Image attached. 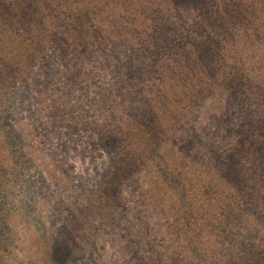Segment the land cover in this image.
Segmentation results:
<instances>
[{"label": "trees", "instance_id": "1", "mask_svg": "<svg viewBox=\"0 0 264 264\" xmlns=\"http://www.w3.org/2000/svg\"><path fill=\"white\" fill-rule=\"evenodd\" d=\"M238 18L249 27L242 30ZM253 23L264 33V0H0V246L29 241L41 247L43 264H76L71 257L86 255L110 264L97 251L102 230L121 228L103 212L125 198L128 183L146 208L189 213L186 223L195 227L179 228L178 247L165 258L144 257L142 242L116 245L125 264H264V64L253 55L263 49L246 39ZM205 27L214 32L202 36ZM87 55L105 69L89 68ZM147 57L163 68L146 69ZM225 62L241 69L222 68ZM93 73L100 82L114 79L98 86L95 101ZM210 78H221L227 95L206 106L207 118L189 123L191 109L221 93ZM126 93L139 116L121 129H107L103 117L97 138L86 137L76 118L68 120L79 110L93 114V106L97 114H125ZM9 147L27 164L15 166ZM92 147L103 161L95 185L93 169L78 171L75 156L86 161ZM157 158L176 189L152 171ZM63 163L77 185L66 182ZM24 167L40 179L24 184ZM247 212L257 219L235 220V234L226 218Z\"/></svg>", "mask_w": 264, "mask_h": 264}, {"label": "rangeland", "instance_id": "2", "mask_svg": "<svg viewBox=\"0 0 264 264\" xmlns=\"http://www.w3.org/2000/svg\"><path fill=\"white\" fill-rule=\"evenodd\" d=\"M194 17V16H193ZM205 18V17H204ZM160 21V18H156V15L153 17V23L158 24ZM240 24V28H245L249 27L248 21H246L243 18H238L236 23ZM218 25L219 27H222L220 24H214L212 25L213 27ZM206 30V32H205ZM204 33H201L202 36H210L211 33H213V29L211 27H205ZM249 29L244 33L248 32ZM225 32H221L220 36H224ZM246 39L254 45V47H257L259 49H263V52L259 53L258 51L256 54H253L255 56L254 63H256V66H262L264 64V33L260 31V28L258 25L253 23L252 24V29L246 33ZM219 38V37H218ZM218 38L214 37L213 43H214V52L217 54V57L220 55L219 52L217 51L215 47V43L218 40ZM230 38H225V43L228 42ZM224 50V49H223ZM111 52V51H110ZM147 52V51H145ZM175 52V51H173ZM90 54V53H89ZM129 54V53H128ZM127 54V55H128ZM100 56V55H99ZM89 58V68H93V64L96 65L99 68H95L97 72H102V70L105 69V67H101L102 62H100L98 57H93L88 56ZM101 57V56H100ZM102 58V57H101ZM228 59V58H227ZM146 64L145 68L146 69H151V65H156L158 70L163 68V63L161 62V59H159L157 62H154L150 57H147V59L144 61ZM222 68L228 66L232 68L233 70H236V66L241 69L240 66L234 64L231 62V64H226L221 63ZM166 65V64H165ZM108 66L111 67V70H106L103 71L104 73H107L108 71H112L114 67V63H109ZM246 69H251L250 67H247ZM99 70V71H98ZM222 70V69H219ZM98 73H93L90 75V82L92 84L93 88V98H91L92 101L96 100V93H97V88L101 83L107 84V82H112L114 79L113 77L111 78H104L102 82H100L99 78L97 77ZM111 74V73H110ZM216 75H220V71L216 72ZM152 80L155 83H159V75L154 74L152 77ZM208 82H213L215 90L221 92L218 93L217 96H209L208 99L205 100L206 103L200 104L199 106H195V108L192 110L191 109V114L194 112L195 114H192L194 118H191L189 123H197V119H203L207 118L209 114L206 112V106L209 105L210 109H214V107H217L218 102H220V105L222 101L225 99L227 95V89L223 88V90L219 87L223 84H220L222 82L221 78H218L217 80L214 78H210L206 80ZM146 83H149V81H146ZM131 97L132 93H126V99L128 100V103H125L123 106V110L125 114H97L96 110H94L93 106V114H83L82 111L79 110V112H76L75 114H67L68 120H72V118H76L83 126H80L83 132L86 134V137H89L93 135L95 138H97L98 134L97 129H96V123L99 122V118L105 117L107 119L108 123V128H113V129H121V124L123 126H126L130 121H136L137 117L139 114H134L132 109H129V106L131 104ZM212 98V99H211ZM77 99V98H76ZM211 100V101H209ZM214 105V107H212ZM202 107V110H200ZM97 108V107H95ZM193 108V107H192ZM131 113V114H129ZM142 115V114H140ZM196 116V117H195ZM83 145H86L89 147L92 143H88L87 141L82 142ZM90 144V145H89ZM178 147V146H177ZM93 148V154H87L86 161L82 158L79 157V155H75L77 160H78V171H87L88 168H92L93 172L92 174L95 176L93 178V185H95L96 177L98 173L100 172V167H103V161L102 159L97 157V151L95 150V147ZM9 150L12 152V148L9 147ZM12 157L15 159L16 158V165L17 167L21 166L22 163H26L25 157H23V154H18L16 155L12 152L11 153ZM48 157H50L49 154H47ZM81 158V159H80ZM27 164V163H26ZM155 165L152 168V171L156 174L161 176V178L171 186L172 188L176 189L175 185L171 182V177L168 175L167 170L163 167L162 164L163 162L160 163V159L157 158L153 162ZM67 163H63L60 165V170L63 171L65 178H67L66 182L71 184V186L77 185L75 181H77L78 176L75 175L72 171L68 170ZM23 171V183H29L28 181H38L40 179L39 175L37 174V170L35 171V168L27 169V168H22ZM65 182V180H64ZM130 185H132L130 183ZM124 196L125 198H116L113 199L111 203H106L107 206V211H104L103 214L106 216V219L108 220V224L110 226H117L120 227L121 229H118L117 233H112L109 230H102L103 234V239H101L99 242L102 243L101 246L97 249V251L103 252L106 254V258L110 264H125L123 262V256L121 253L118 251V247L116 245H120L123 247H128L130 245H135L139 242L145 243L147 245L145 252L143 253L144 257L147 258H165V256L168 254L167 250L169 249L171 252L177 249L178 247V235L180 232L179 228L182 227H195L194 224H189L186 222H189L188 220L191 219L190 214H181L179 211H174L173 213H167L165 211V214L161 210H155V209H148L146 208V204H144L143 196L139 191H137L136 188H132L127 185L125 186L124 190ZM160 198L159 194L154 195V200H158ZM186 211V210H182ZM243 212L245 211H250L247 209L242 210ZM169 212V211H168ZM184 213V212H182ZM223 215H221L222 217ZM233 216V215H232ZM225 216L224 218H226ZM231 218L233 221H231ZM230 221V226H233L235 229L233 232L235 234H239L240 231L238 229L240 228L239 225H235L237 219H246L244 220L245 222L248 220V223H252L253 220L257 219V215L252 212H247L244 215H234L233 217H228L226 218ZM181 220V223H177V221ZM247 224H242L243 228H246ZM95 227H98L100 229H103L102 227L106 228V225H100V224H95ZM34 228V227H33ZM126 228V229H125ZM19 236H27V234L24 233L23 230H18ZM14 232H9L8 236L11 238L13 236ZM212 232L209 231L203 232V235L205 234H211ZM29 235H31V231L28 232ZM11 235V236H10ZM119 235H123V238H120ZM208 236V235H207ZM222 238L221 243L224 245L227 244L226 242V236H221ZM120 238V239H117ZM208 238V237H206ZM210 238H216L215 235H211ZM5 243V242H3ZM119 243V244H117ZM18 248H20V251H16ZM3 246H0V257L2 255H6V259L9 260L7 262L5 259H0L1 264H33L38 262L37 264H43L45 262V255L41 253H37L38 250H40L41 247H33L29 241H16L13 243L12 241L9 243V248L6 251V249L2 248ZM154 250L160 251L158 255H156ZM71 258H77V263L76 264H103L101 259H99L97 256H91V255H86L82 257H71ZM134 258V257H133ZM137 262L139 261L138 259H135Z\"/></svg>", "mask_w": 264, "mask_h": 264}]
</instances>
